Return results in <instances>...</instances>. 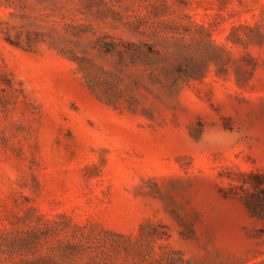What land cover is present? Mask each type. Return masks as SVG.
<instances>
[{"label": "rangeland", "instance_id": "374dc122", "mask_svg": "<svg viewBox=\"0 0 264 264\" xmlns=\"http://www.w3.org/2000/svg\"><path fill=\"white\" fill-rule=\"evenodd\" d=\"M0 264H264V0H0Z\"/></svg>", "mask_w": 264, "mask_h": 264}]
</instances>
